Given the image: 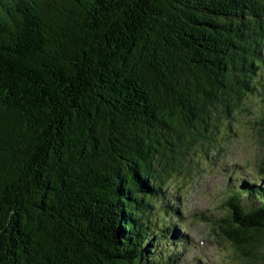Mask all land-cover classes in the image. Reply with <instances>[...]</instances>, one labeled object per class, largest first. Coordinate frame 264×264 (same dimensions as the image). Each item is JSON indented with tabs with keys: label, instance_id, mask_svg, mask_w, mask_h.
Returning <instances> with one entry per match:
<instances>
[{
	"label": "trees",
	"instance_id": "1",
	"mask_svg": "<svg viewBox=\"0 0 264 264\" xmlns=\"http://www.w3.org/2000/svg\"><path fill=\"white\" fill-rule=\"evenodd\" d=\"M242 113L264 147V0H0V264H179L166 181ZM262 173L213 220L239 264Z\"/></svg>",
	"mask_w": 264,
	"mask_h": 264
},
{
	"label": "rangeland",
	"instance_id": "2",
	"mask_svg": "<svg viewBox=\"0 0 264 264\" xmlns=\"http://www.w3.org/2000/svg\"><path fill=\"white\" fill-rule=\"evenodd\" d=\"M255 119L254 115H238L232 123L238 136L221 129L212 143L187 150L181 165L168 177L166 185L184 203L182 222L176 228L187 237L189 249H179V264H239L229 243L215 236L213 220L225 212L220 203L229 173L258 178L264 147L250 126Z\"/></svg>",
	"mask_w": 264,
	"mask_h": 264
},
{
	"label": "bare ground",
	"instance_id": "3",
	"mask_svg": "<svg viewBox=\"0 0 264 264\" xmlns=\"http://www.w3.org/2000/svg\"><path fill=\"white\" fill-rule=\"evenodd\" d=\"M186 239V241H187V238H185Z\"/></svg>",
	"mask_w": 264,
	"mask_h": 264
}]
</instances>
